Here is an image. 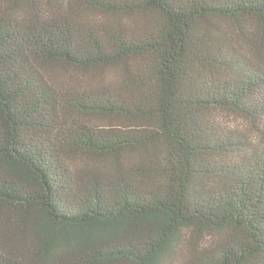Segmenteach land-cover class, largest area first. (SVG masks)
<instances>
[{"label": "trees", "instance_id": "trees-1", "mask_svg": "<svg viewBox=\"0 0 264 264\" xmlns=\"http://www.w3.org/2000/svg\"><path fill=\"white\" fill-rule=\"evenodd\" d=\"M0 264H264V0H0Z\"/></svg>", "mask_w": 264, "mask_h": 264}, {"label": "rangeland", "instance_id": "rangeland-1", "mask_svg": "<svg viewBox=\"0 0 264 264\" xmlns=\"http://www.w3.org/2000/svg\"><path fill=\"white\" fill-rule=\"evenodd\" d=\"M85 18H86V20L91 21V22H96L97 20H99V18L97 16H94V15L85 16ZM224 123H226V126L230 129L242 130V131H245V129H246L245 124L236 118L225 117Z\"/></svg>", "mask_w": 264, "mask_h": 264}]
</instances>
